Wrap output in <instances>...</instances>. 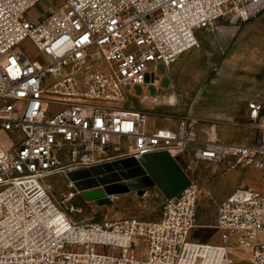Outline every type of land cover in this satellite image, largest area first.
<instances>
[{
	"label": "built area",
	"instance_id": "built-area-1",
	"mask_svg": "<svg viewBox=\"0 0 264 264\" xmlns=\"http://www.w3.org/2000/svg\"><path fill=\"white\" fill-rule=\"evenodd\" d=\"M42 1L0 0V264H233V248L251 249L242 264H264V189L240 186L221 202L214 243L191 239L200 188L188 170L176 196L153 188L154 221L76 220L74 182L61 204L45 183L159 151L181 166L230 161L264 175V102L248 104L258 128L250 144L201 143L190 116L151 131L148 113L127 105L158 65L200 48L199 30L247 23L264 0H50L52 10L31 17ZM27 40L36 58L22 50Z\"/></svg>",
	"mask_w": 264,
	"mask_h": 264
},
{
	"label": "rangeland",
	"instance_id": "rangeland-1",
	"mask_svg": "<svg viewBox=\"0 0 264 264\" xmlns=\"http://www.w3.org/2000/svg\"><path fill=\"white\" fill-rule=\"evenodd\" d=\"M51 4L50 0L42 1L31 11V17L36 18L49 12L53 9ZM197 34L201 44L198 49L203 50L199 58L186 63L184 56L173 65L161 67L155 83L139 88L134 97L128 96L129 109L146 108L153 116L159 109L156 104L169 94L173 97L169 101L174 105L173 110H166L161 114L181 121L190 116L198 123V108L206 100L211 85L224 88L214 96L231 98V110L239 109V100L247 105L253 100L264 102V12L247 23L221 19L211 28L199 30ZM22 50L29 57H37V52L29 40L22 44ZM192 54L194 52L186 57ZM172 84L176 86L173 90L170 89ZM215 104L214 110L218 113H223L226 109L221 101H216ZM188 159V163L182 162V166L200 188L196 227L191 239L217 243L220 239L214 225L221 202L240 186L263 190L264 175L253 169H231L230 161L218 167L213 163ZM67 180L65 175H56L45 180L52 196L60 204L67 189ZM145 183L147 182L142 179L139 183L133 181L130 185L117 184L108 190L100 187L95 191H104V195L96 199H89L81 192L72 201L79 209L73 218L158 220L162 212V198L157 196V190L154 189L143 190L145 193L141 195L136 188ZM261 239H264V235ZM231 252L233 264H242L251 258L250 248H233Z\"/></svg>",
	"mask_w": 264,
	"mask_h": 264
},
{
	"label": "water",
	"instance_id": "water-1",
	"mask_svg": "<svg viewBox=\"0 0 264 264\" xmlns=\"http://www.w3.org/2000/svg\"><path fill=\"white\" fill-rule=\"evenodd\" d=\"M67 177L74 182L78 191L83 192L89 199L104 195V191H95L97 188L108 190L117 184L130 185L133 181L139 183L142 179L147 183L136 188L141 195L157 187L161 194L169 199L182 192L192 182L185 169L168 151L145 154L140 159H119L113 163L72 171Z\"/></svg>",
	"mask_w": 264,
	"mask_h": 264
},
{
	"label": "crops",
	"instance_id": "crops-1",
	"mask_svg": "<svg viewBox=\"0 0 264 264\" xmlns=\"http://www.w3.org/2000/svg\"><path fill=\"white\" fill-rule=\"evenodd\" d=\"M201 47V46H200ZM194 52V54L187 56L188 54ZM203 50L195 49L189 53L182 55L177 62H179L182 57L185 56L184 61L186 63L193 62L199 58ZM176 62V63H177ZM163 67V65H158L153 70V75L155 81L158 78V71ZM155 83V82H154ZM176 86L174 84L171 85V90L175 89ZM139 88L136 89V92ZM220 90H224V88L216 85H211L208 89L206 100H204L200 107L198 108L199 114V122L197 123V134L198 140L201 143L206 142H223L229 144H250L256 140L258 136V128L250 121L249 119V110L248 105L242 103L240 100L237 102L239 109L231 110V98H216L214 95L218 94ZM132 97L135 94H130ZM173 97H170L169 94L165 95L160 99L159 103L156 104V110L153 116L146 111L147 109H138L145 111L149 115V129L154 131L159 128L166 127H177L181 122V119H170L162 115L161 113H165L166 110H173L174 105L169 103ZM175 101V100H174ZM216 101H221L222 106L226 108L223 113H218L216 109ZM257 101V100H253ZM223 108V109H224ZM249 126V127H248ZM254 129V131H253ZM190 153L192 150L189 151ZM258 172V171H257ZM264 240V239H263Z\"/></svg>",
	"mask_w": 264,
	"mask_h": 264
}]
</instances>
